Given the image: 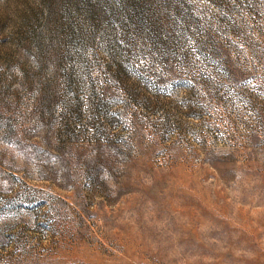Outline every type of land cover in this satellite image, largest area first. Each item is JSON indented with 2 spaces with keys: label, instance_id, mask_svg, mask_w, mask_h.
I'll use <instances>...</instances> for the list:
<instances>
[{
  "label": "rangeland",
  "instance_id": "374dc122",
  "mask_svg": "<svg viewBox=\"0 0 264 264\" xmlns=\"http://www.w3.org/2000/svg\"><path fill=\"white\" fill-rule=\"evenodd\" d=\"M0 264H264V0H0Z\"/></svg>",
  "mask_w": 264,
  "mask_h": 264
}]
</instances>
